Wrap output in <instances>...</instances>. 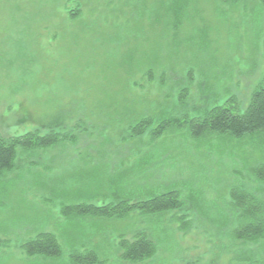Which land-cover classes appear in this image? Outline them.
I'll return each mask as SVG.
<instances>
[{"label": "rangeland", "instance_id": "rangeland-1", "mask_svg": "<svg viewBox=\"0 0 264 264\" xmlns=\"http://www.w3.org/2000/svg\"><path fill=\"white\" fill-rule=\"evenodd\" d=\"M17 1L15 12L12 1L0 0V134L55 129L77 144L69 140L33 155L19 153L17 169L0 178V264H75L72 255L86 250L96 251L97 264H239L234 258L242 254L264 259V241L243 246L218 237L233 218L228 188L219 182L225 178L229 187L256 190L249 169L264 163L263 140L215 135L193 140L185 134L154 146L147 137L140 145L120 140L131 115L167 104L170 99L159 94L177 86L188 88L192 117L206 112L192 107L235 101L245 112L264 81V12L257 4L201 0L185 32L170 35L160 49L163 35L140 17L153 0ZM68 6L80 12L74 21L67 19ZM135 20L141 23L136 28ZM126 23L130 26H119ZM149 70L157 80L165 71L168 86L160 89L157 80L148 81ZM77 126L89 135L78 137ZM219 150H237L244 159L212 154ZM172 185L186 206L178 217L191 221L192 228L170 222L172 215L164 218L168 234L165 226L151 232L140 221L137 228L158 248L145 262H125L116 248L123 233L136 230L132 219L79 217L66 209L145 200ZM255 195L264 201L263 192ZM42 233L58 238L60 258L27 255L23 246Z\"/></svg>", "mask_w": 264, "mask_h": 264}, {"label": "trees", "instance_id": "trees-1", "mask_svg": "<svg viewBox=\"0 0 264 264\" xmlns=\"http://www.w3.org/2000/svg\"><path fill=\"white\" fill-rule=\"evenodd\" d=\"M15 2L14 0H9ZM67 5L71 4L72 0H65ZM137 2V0H135ZM201 0H153L150 11L141 14L140 17L149 18L148 25L151 28H156L157 33H161L164 37L162 43L158 42L163 48L164 40L179 37L185 32V23L188 22L189 15L194 10V6ZM228 6H238L245 4L247 0H221ZM12 4L13 10L18 12L19 4ZM53 2V1H52ZM57 3V0H54ZM133 2V1H132ZM257 4L258 12H264V0H252ZM19 3V2H18ZM259 3V5H258ZM54 4V3H53ZM131 5V2H128ZM127 4V5H128ZM66 5V6H67ZM139 14L142 8L138 6ZM67 19L74 21L80 12L78 9L67 7ZM65 23V19L63 20ZM136 22V23H135ZM134 27L141 24L139 20H135ZM130 26L129 24L119 25ZM125 28V27H124ZM162 31V32H161ZM170 47V46H169ZM158 52V51H157ZM148 81L155 82L157 78L152 70L145 72ZM193 77L192 71L189 74ZM153 80V81H151ZM192 80V79H191ZM158 87L162 89L168 86L167 74L165 71L159 76ZM170 93L159 96L169 98L167 104H162L158 108H152L149 113L143 111L135 112L130 116L129 124L126 131L120 135L121 142L127 145L128 142H143L142 139L147 137L150 146L164 145L163 139L168 138L174 134L188 136L193 140L205 138L207 135H215L220 137H229L236 140H243L247 137L253 139L254 137L264 141V81L254 91L250 104L246 111L240 113L238 111V103L235 101L227 102L222 106H214L209 109L203 107H192L194 111L204 110V116H191L189 110L190 94L187 87H179L168 89ZM177 100V102H176ZM172 101V102H171ZM234 102V101H233ZM161 105V104H160ZM53 128V127H52ZM78 137L82 134L89 135V130H85L81 126H77ZM75 132H73V135ZM119 136V137H120ZM77 141L64 131H56L50 129L46 134L40 131H32L23 136L13 137L0 134V178L5 174L17 169V159L19 153L33 155L39 151L50 150L61 143L67 141ZM169 151V150H167ZM165 152V150H164ZM228 152V153H227ZM237 152V153H236ZM218 155L219 158L228 157L231 160H241L243 157L239 152L228 151H212V154ZM165 155V153H163ZM242 157V158H241ZM249 173L255 178L259 184L256 190L249 189L246 185L239 186L227 185L228 179H222L219 184L223 182L225 188H228L231 202L227 203L232 218V221H227L224 224L225 233L218 237L227 238L230 241L241 243L244 245L261 244L264 241V201L255 195V192L264 193V163L249 169ZM242 175V174H240ZM224 189V188H223ZM194 192V189H193ZM147 194V193H146ZM199 196V193H197ZM203 201V200H202ZM215 204V203H214ZM216 206V205H215ZM185 204L182 200V192L172 185L171 188L160 190L153 195H149L145 200L131 201L124 200L116 203H104L103 205L96 204H78L67 207L68 214L79 217H94L101 220H119L125 221L132 219V225L136 230H128L121 235V240L116 248L120 253L123 261L129 263H140L151 260L157 255L158 248L153 241L146 235L145 230L137 228V224L144 220L147 228H156L165 226L163 230L168 234L171 229L168 227V221L164 218L167 215H172V223H179L183 225V230L188 231L192 228V222L187 221V218L178 217V214L185 211ZM217 207V206H216ZM138 220V221H136ZM157 220V221H156ZM164 220V221H163ZM160 221V222H158ZM215 223V222H214ZM210 223L217 227L216 224ZM153 232V230H151ZM134 233L135 240L130 241L127 235ZM4 243L0 239V246ZM25 252L29 257H42L44 259H57L62 256V248L59 244L58 238L50 233L39 234L34 239H30L23 246ZM243 252V251H242ZM260 255H251L250 257L236 256V262L242 261L245 264H264V259ZM72 261L75 264H97L99 262L98 255L94 250H86L84 253L75 252L72 255Z\"/></svg>", "mask_w": 264, "mask_h": 264}]
</instances>
